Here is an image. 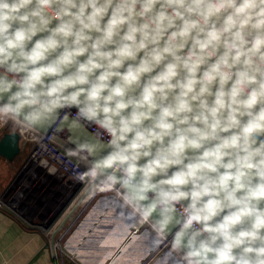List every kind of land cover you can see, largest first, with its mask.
Returning a JSON list of instances; mask_svg holds the SVG:
<instances>
[{"label":"clouds","instance_id":"1","mask_svg":"<svg viewBox=\"0 0 264 264\" xmlns=\"http://www.w3.org/2000/svg\"><path fill=\"white\" fill-rule=\"evenodd\" d=\"M0 121L159 264H264V0H0Z\"/></svg>","mask_w":264,"mask_h":264},{"label":"crops","instance_id":"2","mask_svg":"<svg viewBox=\"0 0 264 264\" xmlns=\"http://www.w3.org/2000/svg\"><path fill=\"white\" fill-rule=\"evenodd\" d=\"M7 124L3 132L16 131L12 122L13 127L8 124L11 128ZM19 146L20 152L13 160L0 158V190L4 192L6 203L14 208V211L0 210V264H71L57 254L58 249L53 244L77 210H73L75 205L69 206L71 195L67 194L65 181L39 170V165L34 169L31 165L27 166L33 148L29 138L21 135ZM102 197L95 198L62 243L63 249L78 264H117L115 258L112 260L114 256H110V251L122 238L127 221L117 219V213L113 211L111 222L101 224L104 220L97 219L96 215L101 212ZM93 220L96 222L91 228ZM95 225L99 229L93 232ZM135 239L133 245L138 247L132 246L129 253L121 257ZM135 239L124 249V242L119 245L116 252L119 250L121 260L118 264L131 262L130 255L139 256L140 237Z\"/></svg>","mask_w":264,"mask_h":264},{"label":"built area","instance_id":"3","mask_svg":"<svg viewBox=\"0 0 264 264\" xmlns=\"http://www.w3.org/2000/svg\"><path fill=\"white\" fill-rule=\"evenodd\" d=\"M6 123L7 121H0V136L5 130ZM14 125L16 126V131H18L20 135L29 138V140L33 143L30 158L33 159L35 165H39V170H43V172H47L52 176H58L62 181H65L64 183L67 186V194L71 195V202L69 206L76 205L79 198L82 196V193L84 192L85 182H77L71 179L72 168L76 163H74V160H71L68 157L65 148L50 136L41 137L38 132L25 131L19 125L15 123ZM36 155L38 157H36ZM98 195L102 194L99 193L96 196ZM6 201L7 200L4 198V192L0 190V210L6 209L8 211H14L13 205L7 204ZM75 214L76 211L67 225L63 227L62 230H60L57 237L63 236L67 233L69 227L71 226V221H73L78 216V214ZM136 231L137 229L133 230V232ZM54 242L53 244L55 246ZM154 261L155 257L148 255V257L142 260L140 264H153Z\"/></svg>","mask_w":264,"mask_h":264},{"label":"water","instance_id":"4","mask_svg":"<svg viewBox=\"0 0 264 264\" xmlns=\"http://www.w3.org/2000/svg\"><path fill=\"white\" fill-rule=\"evenodd\" d=\"M73 111H75V109H73ZM80 134H83V133H80ZM67 135H70V133H68L67 131L65 132V133H63V134H61V137L59 138V139H57V138H53L51 135H49L51 138H53L56 142H58L59 144H61L62 145V143H61V141L67 136ZM20 139H21V135H20V133L18 132V131H9V132H7V131H5V132H3L2 134H1V136H0V158H4V159H6V160H8V161H11V160H13L14 159V157L20 152V146H19V143H20ZM63 146V145H62ZM84 192L82 193V196L79 198V200H78V202L76 203V205L72 208L74 211L76 210V208H77V206H78V204L81 202V200L84 198ZM100 196H104V194L103 195H100ZM72 211V210H71ZM70 211V212H71ZM69 212V213H70ZM69 213H68V215H69ZM67 215V216H68ZM66 216V217H67ZM65 217V218H66ZM96 217H98V214L96 215ZM104 221L101 223V224H107L108 222H111L110 220H111V218H112V216H110L109 214H104V216H102L101 217ZM65 220V219H64ZM63 220V221H64ZM62 221V222H63ZM62 222H61V224H62ZM96 222V220H93L92 222H91V228H92V226L94 225V223ZM60 224V225H61ZM59 225V226H60ZM58 226V227H59ZM100 226V225H99ZM105 227V226H104ZM58 229V228H57ZM56 229V230H57ZM99 229V227H96V225H95V227H94V231L93 232H95V231H97ZM55 230V231H56ZM54 231V232H55ZM102 231V230H101ZM100 231V232H101ZM53 232V233H54ZM132 232V228L129 226V224L127 223L126 224V226H125V229H124V233H123V236H122V238L121 239H119V241H118V243L116 244L117 246H115V248L114 249H112L110 252V256H117V255H119V250L116 252V250L117 249H119L118 247H119V245L122 243V242H124V247H126V245L125 244H129V242H130V240H131V236H135V237H137V236H143L142 234H143V229L141 228V230H140V232L139 233H131ZM53 233H52V235H53ZM138 255L139 256H137V257H135V263L134 264H139L141 261H142V259H144L147 255H149L148 253H147V250H146V248L144 247V246H142L141 247V250L138 252ZM117 258V257H116ZM115 258V259H116ZM110 262V261H109ZM153 264H159V260H158V258L153 262Z\"/></svg>","mask_w":264,"mask_h":264},{"label":"rangeland","instance_id":"5","mask_svg":"<svg viewBox=\"0 0 264 264\" xmlns=\"http://www.w3.org/2000/svg\"><path fill=\"white\" fill-rule=\"evenodd\" d=\"M8 122V124H10L12 121H7ZM10 122V123H9ZM13 123V122H12ZM7 124V125H8ZM14 124V123H13ZM13 124H10L11 125V127H13ZM9 126V125H8ZM10 127V126H9ZM10 127V128H11ZM15 128V127H14ZM36 157H38L37 155H36ZM69 157V156H68ZM71 160H74L73 158H71V157H69ZM74 163H76V161L74 160ZM29 165H31V168H35V163H34V161H33V159H30V161L28 162V165L27 166H29ZM33 165H34V167H33ZM102 195L104 194V195H106L105 193H101ZM99 196V195H98ZM97 196H95V197H92V198H90V199H86L85 198V196H84V198L81 200V203H79L78 204V206H77V210H76V214H78V216L73 220V221H71V226L69 227V229H68V231L81 219V217H82V215L86 212V210H88L91 206H92V204L94 203V201H95V198H96ZM94 198V199H93ZM91 199H93V200H91ZM91 200V201H90ZM75 214V215H76ZM132 230H135V229H133L132 228ZM139 230H141V228L139 229ZM68 231H67V233H68ZM66 233V234H67ZM66 234L65 235H63V236H56V240H54L55 242V246H56V248L58 249V252H57V254L59 255L60 254V256H62V259H64V260H66V261H68V262H71V264H78L75 260H74V258L72 257V255L70 256L64 249H63V241H64V238L66 237ZM140 237V239L142 238V236H139ZM139 239V240H140ZM143 239V241H144V238H142ZM133 241V240H132ZM135 241H136V239L134 240V242L132 243V245L131 246H129V247H127L124 251H123V253L120 255L121 257L122 256H124L125 254H127V253H129V250H131L130 248L132 247V246H134L133 244H135ZM144 242H140V246H139V250H141V244H143ZM134 247H136V246H134ZM120 256H118L117 255V259H115V261L117 262V264L120 262V260H121V257ZM130 261L131 262H129L128 264H134L135 263V257L134 256H132V255H130ZM148 257V255L144 258V259H146ZM114 258H116V256H114L113 257V259L112 260H114ZM158 257H155V260L157 259ZM144 259H142V260H144ZM112 260H110V261H112ZM114 261V262H115ZM126 261V260H125ZM110 263V262H109Z\"/></svg>","mask_w":264,"mask_h":264},{"label":"bare ground","instance_id":"6","mask_svg":"<svg viewBox=\"0 0 264 264\" xmlns=\"http://www.w3.org/2000/svg\"><path fill=\"white\" fill-rule=\"evenodd\" d=\"M61 145V144H60ZM64 147V146H63ZM65 148V147H64ZM113 213V211H110V210H102L101 209V212H100V214L98 215V217H97V219H99V218H101L102 216H104V214L106 215V214H112ZM101 216V217H100ZM102 219V218H101ZM132 232H133V230H132ZM137 232H140V230H137L136 232H133L134 234L135 233H137ZM135 239V236H131V240H130V242H129V244L132 242V240H134ZM144 242L143 241V239H141V240H139V242H138V244H140V242ZM129 244H125L126 245V247L129 245ZM144 244V243H143ZM143 244H141V245H143ZM123 245H124V243H123ZM136 247H138V246H136ZM125 247L124 246H122V249H124ZM140 264V263H139Z\"/></svg>","mask_w":264,"mask_h":264}]
</instances>
